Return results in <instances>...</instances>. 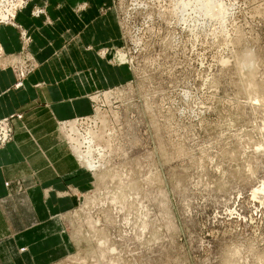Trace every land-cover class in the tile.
I'll use <instances>...</instances> for the list:
<instances>
[{
	"label": "rangeland",
	"instance_id": "rangeland-1",
	"mask_svg": "<svg viewBox=\"0 0 264 264\" xmlns=\"http://www.w3.org/2000/svg\"><path fill=\"white\" fill-rule=\"evenodd\" d=\"M110 5L121 74L71 123L89 181L51 264H264V0Z\"/></svg>",
	"mask_w": 264,
	"mask_h": 264
},
{
	"label": "crops",
	"instance_id": "crops-1",
	"mask_svg": "<svg viewBox=\"0 0 264 264\" xmlns=\"http://www.w3.org/2000/svg\"><path fill=\"white\" fill-rule=\"evenodd\" d=\"M111 2L30 0L0 23V118L12 127L0 147V264H51L73 250L62 222L89 176L60 125L120 77L97 52L120 39Z\"/></svg>",
	"mask_w": 264,
	"mask_h": 264
},
{
	"label": "bare ground",
	"instance_id": "bare-ground-1",
	"mask_svg": "<svg viewBox=\"0 0 264 264\" xmlns=\"http://www.w3.org/2000/svg\"><path fill=\"white\" fill-rule=\"evenodd\" d=\"M26 4H27L26 0H0V23H8V22L13 23L14 18H15V14L19 10L24 8L26 6ZM39 12H40V10H37V11H35V14H37ZM25 39H27V37H25ZM72 122H73V120H70V121H67V122H63L60 125V131H61V133L64 136L63 139H65V141L68 139L71 143H74L73 145H71L72 147L71 146L70 147L75 150V146L78 147V143H79V146H82L84 144L87 145L88 144L87 143L88 140H90V143H91L92 139H93V136L89 137V139L87 137H84L82 139L83 142L79 141V139L81 137H80L78 132H77V135H76V133L74 131L75 130L74 129L75 125H71ZM66 125L69 126V129L68 128L66 129ZM65 131L67 132V134H65ZM77 147H76V149H77Z\"/></svg>",
	"mask_w": 264,
	"mask_h": 264
},
{
	"label": "built area",
	"instance_id": "built-area-1",
	"mask_svg": "<svg viewBox=\"0 0 264 264\" xmlns=\"http://www.w3.org/2000/svg\"><path fill=\"white\" fill-rule=\"evenodd\" d=\"M26 1H28V0H26ZM41 12H42V10H40L39 13H41ZM23 36H25L24 33H23ZM19 75H20V77L23 76V72H19ZM20 84L21 83L18 82L17 86H19ZM17 116L19 117L20 115H17ZM11 139H12V128H11V124H10V117L0 118V146L5 145Z\"/></svg>",
	"mask_w": 264,
	"mask_h": 264
}]
</instances>
